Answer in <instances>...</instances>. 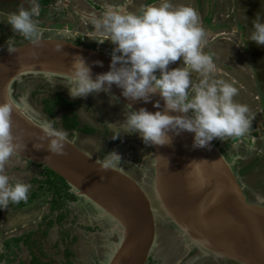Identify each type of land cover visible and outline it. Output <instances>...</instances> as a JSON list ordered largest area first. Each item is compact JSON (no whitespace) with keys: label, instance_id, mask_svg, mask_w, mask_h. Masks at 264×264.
Listing matches in <instances>:
<instances>
[{"label":"rangeland","instance_id":"rangeland-1","mask_svg":"<svg viewBox=\"0 0 264 264\" xmlns=\"http://www.w3.org/2000/svg\"><path fill=\"white\" fill-rule=\"evenodd\" d=\"M92 1L95 0H50L47 5H41L38 0L39 14L33 19L40 30V38H65L94 49L91 38L97 34H94L92 28L93 17L89 15L88 6ZM123 1L103 0L98 3L102 8L106 4L123 6L127 11L137 9L143 3V0ZM212 2L214 1L209 0V6ZM238 2L240 8L244 9L248 5L253 9L251 12L243 11V19L253 13L254 18L259 15L264 20V0ZM222 3L225 10L233 7L232 0H222ZM21 5L28 7L26 0H0V53L6 49L7 41L13 42L15 46L29 41L12 32L7 24L8 14L15 12ZM228 13L230 12L223 15ZM100 39L103 40V36ZM78 40L83 44L78 43ZM102 47L111 53L113 45L105 40ZM259 63L262 62H259L258 57L256 68L263 71ZM234 66L239 71L227 72L215 65L211 78L231 82L236 76V81L240 84L234 83V86L240 90L234 100L250 105L248 115L251 124L256 123V127L251 125L249 131L253 132L242 138H226L224 141L213 139L211 143L230 167L245 199L264 206L255 199L256 194L264 196V78L261 72L256 73L255 91L250 89V92L243 93L241 90L247 89L243 85L246 80L243 74L248 72V66L242 59ZM68 79L69 77L53 74L25 73L10 85V97L33 122L38 125L49 122L56 130L65 131L66 139L93 158L101 161L105 154L113 150L121 156V162L114 168L135 179L145 190L151 203L155 239L146 264H239L212 254L192 240L161 206L153 187L151 145L144 144L138 134L121 135L115 140L111 138L112 133L105 125L123 122V113L128 107L116 97L112 99V94L104 92L73 99L68 95L64 84ZM191 79L193 83H197L200 78ZM57 96L64 97L71 105L67 110L55 106L49 116L45 109L53 104ZM71 113L76 115L80 127H94L99 135L86 136L78 130L64 129L62 115L71 116ZM5 173L10 178V184L19 181L28 183L31 187L26 201L9 203L7 208L0 209V243L10 236L11 239L20 238L18 248L11 256L0 259V264H30L33 256L48 264H108L122 238V227L112 216L86 197L78 195L72 188L69 193L75 196L74 201H65L60 209H54L53 202L61 203V199L52 200V190L46 183L44 168L16 155L5 165ZM61 214L63 218L59 221L57 217ZM26 239H29L27 245Z\"/></svg>","mask_w":264,"mask_h":264},{"label":"clouds","instance_id":"clouds-1","mask_svg":"<svg viewBox=\"0 0 264 264\" xmlns=\"http://www.w3.org/2000/svg\"><path fill=\"white\" fill-rule=\"evenodd\" d=\"M26 3L27 8L21 5L8 14L7 24L12 32L38 45L40 30L33 19L39 14L38 0H26ZM198 19L193 7L174 6L170 0L144 4L135 12L106 4L92 24L94 34L105 37L99 43L107 40L113 45L109 70L96 74L93 79L84 59L75 56L67 74L69 79L64 83L68 95L75 99L93 93H109L112 85L132 102L148 103L153 95H159L163 106L161 109L160 102L154 101L153 107L161 109L155 112L144 107L132 110L131 105L126 104L128 110L123 113V122L105 125L113 140L121 135L138 134L146 145H164L170 142L169 131L173 134L187 131L193 133V148H207L213 139L244 137L251 127L249 108L234 100L238 94L234 82L211 78L215 65L212 56L203 51L206 33ZM247 39L264 46V20L259 15L252 19V31ZM60 48L57 44L54 50L60 51ZM6 50L10 53L16 50L13 42L7 41ZM177 60L181 61L180 66L168 68ZM93 63L102 66L101 61ZM192 72L200 76L197 83L192 82ZM11 111L10 104L0 102V209L7 208L9 203L26 201L31 187L19 181L10 184L5 173L10 158L25 147L11 132ZM170 112L180 115H170ZM39 129L42 134L36 140L47 139V151L63 155L67 133L56 130L49 122L42 123ZM42 147V143L33 144L37 150ZM120 162L121 156L113 150L98 164L107 170ZM255 199L264 205V196L256 194Z\"/></svg>","mask_w":264,"mask_h":264},{"label":"water","instance_id":"water-1","mask_svg":"<svg viewBox=\"0 0 264 264\" xmlns=\"http://www.w3.org/2000/svg\"><path fill=\"white\" fill-rule=\"evenodd\" d=\"M57 44L61 45L60 51L54 50ZM15 47L14 52L5 49L0 53V102L11 105V132L25 145L15 155L48 168L121 225V242L108 264H146L155 239V222L145 190L119 169H101V161L68 139L63 155L49 153L48 140H36L42 134L40 125L28 118L10 97V85L20 75L68 77L78 55L95 79L96 74L109 70L110 56L65 38H40L38 45L28 41ZM94 61H101L102 66ZM120 92L115 85L109 90L119 101L130 104L132 110L162 109L158 94L144 103L129 101ZM154 101L160 102L161 109L153 107ZM167 135L169 143L151 145L153 187L161 206L192 240L212 254L239 264H264V206L245 199L233 172L211 142L207 148H193V133L169 131ZM34 143L44 147L37 150Z\"/></svg>","mask_w":264,"mask_h":264},{"label":"flooded vegetation","instance_id":"flooded-vegetation-1","mask_svg":"<svg viewBox=\"0 0 264 264\" xmlns=\"http://www.w3.org/2000/svg\"><path fill=\"white\" fill-rule=\"evenodd\" d=\"M95 1H92L91 5L89 4L90 7L89 15L92 16L93 19L98 18V16H100V14L104 11V8H102L100 4L101 2H103V0H95ZM98 1L100 3H98ZM125 1L128 0H124L123 2ZM210 1H214L210 4V6H209V0H170V3H172L174 6L186 4L193 7L197 11L199 18L198 19L199 26H201L206 33V40L203 46V51L209 54L210 56H212L214 65L218 66L217 68L219 67L224 68L225 70H227V72L239 71V69H235L236 66H234V64L237 65L239 60L242 59L243 63L244 64L246 63L248 66V72H245L243 74L244 80L246 77V80L244 81L243 85H245L247 89L246 90L244 89L245 92L243 89L241 91L243 93L250 92V89H253V91H255L256 73L261 72L264 78V61H263L264 46H258L254 42H251L247 39V36L252 31V19H254V14L251 13L252 16L248 15L246 19H243L244 15H241L243 11L251 12L253 11V9L250 6L243 3H242L243 5H246V8L244 9L240 8L241 5L238 2V0H232L233 7L231 10L224 9L222 0H210ZM155 3H158V0H144L143 3L137 9H130V11L135 12L144 4H155ZM123 5L125 4L123 3ZM100 9L103 10L101 11ZM124 9L127 11L126 8ZM228 11L230 13L223 15V13ZM92 28L94 29L93 26ZM95 36L96 37L93 38L96 41L92 39L93 40L91 42L93 43L92 47L106 54L107 56H110L109 52L103 50L104 48L102 47V43H99V41L102 40L100 39L102 38V36L99 35H95ZM103 39H105L104 36ZM77 42L83 44V42H81L80 40H78ZM106 42L111 44L107 40ZM243 42L244 45L243 46L240 45ZM110 50H112V48H110ZM258 57H259V62H262L261 64L259 63V65L261 66L263 71H261L260 68H256ZM180 64L181 61L177 60L176 62L170 63L168 65V68L170 69L175 68L180 66ZM192 77H195L196 79L200 78L199 74L195 72L191 73V78ZM231 82H234L237 85L240 84L238 81H236V76L232 78ZM254 100H252L253 103ZM249 106L250 105H248V107ZM251 125H253L254 128L256 127V123H253ZM80 132L83 135H86L82 131ZM251 132L253 131H249V133ZM95 135H99V131L94 135H86V136H95Z\"/></svg>","mask_w":264,"mask_h":264},{"label":"trees","instance_id":"trees-1","mask_svg":"<svg viewBox=\"0 0 264 264\" xmlns=\"http://www.w3.org/2000/svg\"><path fill=\"white\" fill-rule=\"evenodd\" d=\"M49 1L50 0H39L41 5H47ZM46 103L47 102H45V104ZM70 105L71 104L64 97L57 96L56 99H54L53 104L47 107L45 111L47 112L49 116H51L52 108H54L55 106H59L63 110H67ZM70 115L71 116H69L68 114L62 115V125L64 129L79 130V131H82L86 135H94L95 133L98 132V130L94 127L84 126L80 128L79 123L77 122L76 115L73 113H71ZM44 170L46 174V183L49 185V187L52 190V200L55 201L56 199H59V198L61 199V203L53 202L54 209H57V210L60 209V207L62 206V203L65 201H74L75 196L69 193V190L71 189V187H69L68 184H66V182H64V180L60 176H58L57 174H55L48 168H44ZM62 218H63V215L61 214L57 217V220L60 221ZM43 234H45V232ZM19 242H20V238L12 239L11 244L10 242H5L8 253L13 254L14 250L18 248ZM25 243L26 245L29 244V239L28 240L26 239ZM30 264H48V263L41 262L38 258L33 256Z\"/></svg>","mask_w":264,"mask_h":264},{"label":"crops","instance_id":"crops-1","mask_svg":"<svg viewBox=\"0 0 264 264\" xmlns=\"http://www.w3.org/2000/svg\"><path fill=\"white\" fill-rule=\"evenodd\" d=\"M137 1H140V0H137ZM83 3H86V2L83 1ZM88 6H89V4H88ZM11 240L12 239H11V236H10V238H6V239L2 240V242L0 243V246L2 247V250L0 251V257H1L0 259H3V257L11 256V253H8L7 248H6V244H5V242H10V244H11Z\"/></svg>","mask_w":264,"mask_h":264}]
</instances>
